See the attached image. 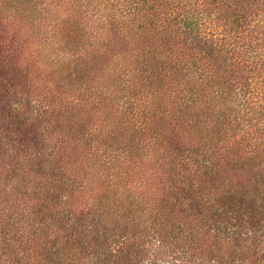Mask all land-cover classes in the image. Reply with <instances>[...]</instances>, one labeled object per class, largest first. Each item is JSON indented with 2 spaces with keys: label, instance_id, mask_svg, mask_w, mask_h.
I'll use <instances>...</instances> for the list:
<instances>
[{
  "label": "trees",
  "instance_id": "16d2710c",
  "mask_svg": "<svg viewBox=\"0 0 264 264\" xmlns=\"http://www.w3.org/2000/svg\"><path fill=\"white\" fill-rule=\"evenodd\" d=\"M0 264H264V0H0Z\"/></svg>",
  "mask_w": 264,
  "mask_h": 264
}]
</instances>
